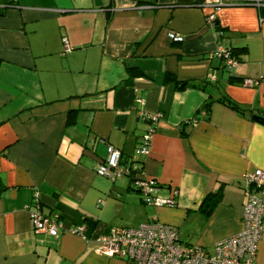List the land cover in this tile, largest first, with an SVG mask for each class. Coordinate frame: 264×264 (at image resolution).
<instances>
[{
  "label": "crops",
  "instance_id": "0c3cea01",
  "mask_svg": "<svg viewBox=\"0 0 264 264\" xmlns=\"http://www.w3.org/2000/svg\"><path fill=\"white\" fill-rule=\"evenodd\" d=\"M218 47L243 51L227 69ZM254 112L264 116V1L0 0V264H133L95 239L149 221L212 251L241 230L242 174L264 172ZM107 145L172 203L147 205L131 178L96 174ZM37 205L57 217L56 236L32 230ZM79 225L86 240L65 231Z\"/></svg>",
  "mask_w": 264,
  "mask_h": 264
},
{
  "label": "built area",
  "instance_id": "2783aa9c",
  "mask_svg": "<svg viewBox=\"0 0 264 264\" xmlns=\"http://www.w3.org/2000/svg\"><path fill=\"white\" fill-rule=\"evenodd\" d=\"M220 0H209L212 6H218ZM213 13L207 14L205 20L212 25ZM173 39L180 36L170 34ZM62 47L68 49L65 39ZM215 54L222 60L225 68L229 69L235 60L229 55L227 49L218 47ZM243 83L251 84L247 79ZM137 101H141L140 98ZM142 118L152 124L157 114L141 113ZM150 131L143 134L141 145L137 152L146 154ZM120 152L111 145L106 147V157L94 171L100 176L111 180L128 174L132 184L141 195L142 201L147 205L171 204V199L158 198L153 195L156 189L154 180L140 177L142 170H136L134 165H120ZM243 191L246 195L245 204L241 212V230L228 237L217 240L212 251L200 245H187L178 242L176 230L173 226L157 221L140 223L135 227H109L104 234L96 237V251L109 256L125 258L133 264H255L257 242L263 231L264 220V172L255 169L242 174ZM38 192L32 193V202L35 205ZM29 222L33 231L56 236L61 225L57 217L42 214L38 206L29 212ZM65 231L78 235L86 240L84 227L73 226Z\"/></svg>",
  "mask_w": 264,
  "mask_h": 264
},
{
  "label": "trees",
  "instance_id": "16d2710c",
  "mask_svg": "<svg viewBox=\"0 0 264 264\" xmlns=\"http://www.w3.org/2000/svg\"><path fill=\"white\" fill-rule=\"evenodd\" d=\"M259 1H264V0H259ZM227 51L229 52V55L230 56H232L233 58H234V60H235V62L238 60V57H239V54L240 53H242V49H240V48H228L227 49ZM135 72V71H134ZM217 101L218 102H220V103H222V104H224V105H226V106H228L229 108H231V109H233V110H236V111H241L242 110V107L236 102V101H234V100H232V99H230L228 96H226V95H222L221 97H219L218 99H217ZM208 103L209 102H205L203 105H202V109H205V110H207V106H208ZM251 116H252V118H254V119H258V120H261V121H264V116L263 115H261V114H259V113H252L251 114ZM151 126V125H150ZM151 130V127H149L147 130H146V132H149ZM142 136H143V134L140 136V137H138V142H137V147H138V145H141V139H142ZM119 164L120 165H127V166H130V165H134V168L136 169V170H139V169H141V162L139 161V160H129V161H123V162H121V160L119 159ZM133 176V174H128L127 176H124V177H129V178H131ZM132 184V183H131ZM131 186V185H130ZM131 188L134 190V189H136L137 190V188L135 187V186H133V184H132V186H131ZM37 191V190H36ZM138 191V190H137ZM210 196H212V194H210V195H206V197H210ZM38 197V196H37ZM217 198L218 197V194H214V198ZM215 198V199H216ZM141 200H142V198H141ZM36 202H37V199H36ZM143 202V201H142ZM144 203V202H143ZM38 206V205H37ZM38 209H39V207H38ZM40 211V210H39ZM41 212V211H40ZM43 214V213H42ZM174 227V226H173ZM175 228V227H174ZM175 230H176V228H175ZM176 236H177V234H176ZM177 240H178V237H177ZM178 242H179V240H178ZM181 243V242H180ZM187 245H192V244H187Z\"/></svg>",
  "mask_w": 264,
  "mask_h": 264
}]
</instances>
